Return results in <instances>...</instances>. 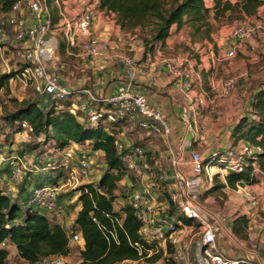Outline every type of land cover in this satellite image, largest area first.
Wrapping results in <instances>:
<instances>
[{"label": "crops", "instance_id": "0c3cea01", "mask_svg": "<svg viewBox=\"0 0 264 264\" xmlns=\"http://www.w3.org/2000/svg\"><path fill=\"white\" fill-rule=\"evenodd\" d=\"M67 4L69 6L67 9L72 15L80 10L79 0H67ZM262 11H264V5L260 7L258 15ZM24 17L29 23L34 21L28 10L25 11ZM54 25L55 28L48 36V41L50 45L54 46L59 58L57 73L60 82L76 93L70 98L71 106L82 102L91 103L90 97L81 93V90L84 89L90 90L94 96L100 98L113 96L125 90L128 83L124 60L132 56L138 61L142 71L136 73L130 91L144 94L150 103L160 107L170 125L171 133L168 137H164L140 129L130 119L122 120L116 124L104 123V126H109L114 133L116 140L125 146L144 148L154 170L165 177L163 181H158L148 178L146 173L138 174L132 170L125 171L118 184L119 187L130 190L131 195L128 203L131 202L134 192L146 193L152 198H156L159 205L163 207L162 217L166 219V223H174L176 218L167 216L168 201L175 196L180 202L184 194L182 185H185V189L191 192L192 197L201 206L206 219L215 225L218 250L229 258H243L264 264V177L262 174L258 173L253 183H239L235 189L225 187L221 191L207 193L213 186V180L210 181L205 173L201 175L200 179H197L192 172L190 163L193 151L201 154L203 158H208L214 153H224L233 146L230 132L243 116L242 114L251 111L253 95L261 87L256 90L251 89L247 93V99L241 98L247 91L237 92L236 90L230 97L217 100L215 112H211L205 105L200 108L201 116L199 118H194L193 113L189 110L188 119H182V111L185 108H190L193 100L203 89H209V82L214 72L217 73L218 78H223L246 70L247 67L256 69L257 66H260L257 56L243 51L240 52L243 56L239 61L226 62L223 60L231 44L230 31L225 27L220 28L216 34H212L211 40L197 42L192 40L188 27L183 26L178 29L173 26L162 50H155L152 55L143 59V46L131 47V42L127 38L131 34L123 31L117 24L116 15L100 10L94 20L92 32L107 40L110 49L109 56L101 58L97 64H93L78 55V46L73 48L75 54H68L63 30L60 27V19ZM12 33L14 34L13 31ZM13 34L0 42V59L2 60L0 75L11 71L15 72L22 64L23 44L16 41ZM7 43L10 47L5 45ZM14 48H18L19 51L16 52ZM194 53L195 59L191 56ZM172 58L186 60L185 68L190 70L189 75L194 87L192 91L184 90L177 83L179 78L168 72L166 61ZM246 78L241 79L240 85L237 87L238 90L241 89V84L246 81ZM5 88L8 89L5 99L14 98L21 101L30 98L31 89L21 84L9 81ZM3 89H0V95L3 93ZM34 93L33 90V95ZM239 98L243 99V103ZM9 103L11 104L9 100H6L0 106L1 113L4 108L8 109ZM91 104H94L95 109L106 108L102 104ZM17 135H21V133H16L15 136ZM72 147L89 150L93 155L101 157L104 162V152L102 150L94 151L91 141L81 144L72 143L62 151ZM174 160L177 161V164L174 163ZM215 168L214 166L213 169ZM33 171L35 173V170ZM176 173H181L186 178L185 184H180L175 177ZM220 179H223L221 175ZM0 188L12 196L18 194L14 193L15 188L10 184L8 189L1 186ZM32 188L27 187L25 193L22 194V199L27 197L29 199ZM248 195H253L256 198V204L250 202ZM160 197L164 198L165 203L160 200ZM223 201L225 202L223 203ZM220 203H223L224 207ZM76 210L78 213L80 206H77ZM76 215L72 218L71 225ZM191 223L192 221L190 224L184 225L191 226ZM54 224H59L67 230L62 221ZM193 231H195L193 227L187 230L179 227V244L188 245L189 251L186 258L177 264L206 263L202 255L201 242L191 245ZM170 244L162 245L163 258L166 254L170 257L174 255L175 251L171 253L170 249L175 248L174 250H176L177 246L171 244L170 247ZM8 250L10 252L8 264H17L11 262L12 254L18 257L16 246L8 244ZM68 258L70 259V257Z\"/></svg>", "mask_w": 264, "mask_h": 264}, {"label": "built area", "instance_id": "2783aa9c", "mask_svg": "<svg viewBox=\"0 0 264 264\" xmlns=\"http://www.w3.org/2000/svg\"><path fill=\"white\" fill-rule=\"evenodd\" d=\"M80 10L72 15L67 9V0H55L62 27L66 51L68 54H75L73 48L79 47L78 55L84 57L93 64H97L101 58H106L110 49L107 40L100 38L92 32L93 23L100 11L99 0H79ZM28 10L34 21L29 23L24 17L25 11ZM55 25L51 18V8L46 0H13L11 4V14L3 16L0 22V42L8 38V31L13 30L15 40L23 44L22 64L15 72L11 82L21 84L26 88H32L39 95H48L52 102L59 104L68 100L76 93L63 85L57 73L59 58L54 46L49 44L48 36L53 32ZM231 41L223 60L226 62L236 59L238 52L256 53L264 49V12L260 13L255 20H239L231 28L229 33ZM162 43H157L156 51L162 50ZM186 60L184 58H172L166 61V67L170 74L178 77V85L187 92L194 89L193 82L190 79V70L185 68ZM125 74L127 77L128 87L122 92L100 98L94 96L90 90H81V93L90 97L91 103L105 105V110L95 109L94 104L82 102L72 105L69 110L73 114L80 113L83 121L89 126L94 127L100 123H114L130 119L136 125L145 131L153 134H162L168 137L171 133L170 125L164 115L163 110L149 102L148 98L141 93H133L130 87L133 85L136 73L141 72V67L135 58H126L124 60ZM248 76L246 70L238 74H230L227 77L218 78L217 73L211 76L209 89H203L193 100L189 109L182 111V119L189 117V110L193 113L194 118L201 116V106H207L211 112L216 111V102L220 98L228 97L236 88L239 81ZM255 117V116H253ZM24 130L30 128L27 123H23ZM117 151L121 154V160L129 170L138 174L146 173L148 178H156L154 168L147 159L145 150L141 147H127L120 141H115ZM261 152L258 146L249 145L241 140L237 145L227 149L224 153L226 159L220 156L223 153H214L208 158H203L196 151L191 155V168L193 174L200 179L203 172L213 180V167L219 165V173L222 178L226 177L228 172H243L247 165L248 158H255L256 154ZM91 152L78 147L64 150L59 166L64 169L65 182L64 186H81L84 179L89 175L93 168V162L90 158ZM8 157L0 153V166ZM217 161V162H216ZM216 162V163H214ZM177 164V161L174 160ZM50 168L54 166L50 165ZM261 173L264 177V171L254 163L252 177ZM13 177H20V170L16 168L13 171ZM176 179L180 184H185L186 178L181 173H176ZM160 180L164 175L159 176ZM62 185V186H63ZM184 194L182 200L173 196L172 200L180 204V212L183 216L192 221L191 226L181 225L184 229L193 227L196 230L197 238H200L202 255L205 264H260L256 261L243 258H229L222 254L216 244L215 225L206 219L201 206L192 197L191 192L182 185ZM58 185L44 183L32 188L29 202L31 205L48 210L54 214H61L63 207L58 200ZM251 203L256 204L257 200L253 195H248ZM131 205L136 210L138 220L141 222L140 234L150 245L146 250V258H153L157 254H162V245L171 243L176 245L175 253L164 256V264L179 263L183 261L189 251V246L179 244L177 232L179 227L175 223H166L162 217L163 207L159 205L156 198H152L146 193L135 192L132 195ZM166 223V224H165ZM111 236L116 239V235L110 232ZM70 242L76 244L80 250L84 247L83 237L80 232L72 233ZM179 244V245H178ZM1 247L8 249L7 242L1 244ZM175 249V248H174ZM140 253H143L142 247H139ZM169 253V252H168ZM170 254V253H169ZM163 256V255H162ZM140 261L127 260L119 264H139ZM81 263V261H80ZM18 264V263H17ZM22 264H29L23 261ZM36 264H70L69 258L64 256H49L42 258ZM151 264H163L158 259Z\"/></svg>", "mask_w": 264, "mask_h": 264}, {"label": "trees", "instance_id": "16d2710c", "mask_svg": "<svg viewBox=\"0 0 264 264\" xmlns=\"http://www.w3.org/2000/svg\"><path fill=\"white\" fill-rule=\"evenodd\" d=\"M54 1L46 0L51 8L53 24L59 19L57 6H52ZM210 1L211 7L207 5V0H99V8L114 13L116 22L123 31H133L138 28L147 30V35L142 37V58L146 59L155 52L157 43H162L164 46L173 26L181 29L184 25L191 24L195 31L205 27L204 35L211 40L212 27L209 16L212 11L215 12L216 18L224 17L227 12H237L236 19L241 20L245 15L257 16L260 7L264 5V0ZM12 2L13 0H0L5 15L11 14ZM12 31L9 29V32ZM13 35L15 37V34ZM14 74L0 75V89L5 87ZM39 96L21 101L12 100L15 107L3 112L0 117V128L6 126L12 129L16 124L15 133H19L24 130L22 124L27 123L34 135L44 137L46 142L53 143L55 149L61 151L72 143L81 144L91 141L94 151L104 152L106 171L97 183L85 184L76 190V194H79L77 202L80 210L70 231L59 224H53L47 215L48 210L31 205L29 199L28 201L22 199L23 191L12 196L0 188V264H8L10 252L1 247L4 242L15 245L21 261L29 264H36L42 258L49 256L68 258L72 254L73 246H77L70 242V236L75 232H80L84 241V247L79 251L80 264H119L127 260L148 259L149 262L158 260L161 254L146 258V250L150 249V245L140 234L142 224L131 202L118 211L114 208L118 183L127 166L122 162V156L116 149V137L109 126L100 123L91 127L80 120V113L73 114L69 110L72 104L70 98L57 104L52 102L48 95ZM231 139L233 146L243 140L249 145L260 147L261 152L256 154L255 158H248L243 172H228L225 177L226 182L220 180V174H214L213 186L207 193L218 192L225 187L235 189L239 183H253L255 177H252L251 173L254 163L264 171V86L255 91L251 111L233 126ZM29 146L33 148V144ZM39 148H35V151ZM145 153L151 163L146 151ZM23 157L19 156L20 162ZM9 160L8 157L7 161ZM59 163L60 161L58 166ZM15 164L11 161L4 172L8 173L12 168L14 171L18 168ZM35 164L41 166V163L35 162ZM50 165L52 164L48 162L42 167L49 169ZM58 166L55 167L64 176L65 182L64 169ZM154 172L156 175L154 179L158 181L165 179L164 177L160 180V172L155 170ZM44 183L48 182L35 184L33 188ZM168 203L167 216L176 218L174 223L177 227L180 224H190L191 221L180 212L179 203L172 199H169ZM110 232L115 233L116 239ZM139 247H142L143 253H140ZM170 252L173 253L172 248Z\"/></svg>", "mask_w": 264, "mask_h": 264}, {"label": "rangeland", "instance_id": "374dc122", "mask_svg": "<svg viewBox=\"0 0 264 264\" xmlns=\"http://www.w3.org/2000/svg\"><path fill=\"white\" fill-rule=\"evenodd\" d=\"M233 2H235V0H232ZM207 5L209 7L212 6V3L210 0H207ZM67 7L69 8L68 4ZM264 12V11H262ZM215 12L212 11L210 16H209V22L211 24V33L210 36L212 34H216V32L222 28L225 27L226 30H229L235 25L236 22L239 21V19H236V17L238 16L237 12H227V14L223 17H219L216 18L215 17ZM5 12L2 9V4L0 3V22L4 16ZM258 16V14H257ZM257 16H246L248 17V19L251 20H255V17ZM185 27L189 28V34L192 36V40H195L197 42H203L204 40H207L208 38L204 35V30L205 27L201 28L199 31H195V28L192 27L191 24H186L184 25ZM127 33H130L131 35L128 36L127 38H129V41L131 42V47L132 48H138L139 46H142V37L147 35V30H142L140 28L135 29L133 31H126ZM12 33L8 31V36H10ZM6 46L10 45L7 43L5 44ZM4 46V45H3ZM14 50L16 52L19 51L18 48H14ZM253 55L257 56L260 66L256 67V69H250V68H246V71L248 72V76L246 78V81H244L241 84V89L238 90V85H240L241 80L239 81V83L237 84L236 88L234 91L237 90V92H243V91H247L245 94V96L241 97L243 99H247V93H249V91H251V89H255L258 87H263L264 86V49L261 48L260 52H256V53H252ZM193 59H195L196 55L195 53L191 55ZM243 55L238 52L237 53V57L236 59H234V62L239 61L241 59ZM132 58V56H131ZM2 64V60L0 59V66ZM243 71V70H242ZM239 72L235 73L238 74ZM31 89V93H30V99H33L35 97H40L38 93H34L33 95V90ZM253 89V90H254ZM6 91H8L7 88L4 87L3 89V93L0 95V106L4 104V102L6 100H9L11 102V104L9 105L8 109H3V112L8 111V110H12L15 107V104H13L12 100H18V99H5V95H6ZM233 91V92H234ZM233 92L228 96L230 97ZM227 98V97H226ZM241 98H239L241 100ZM243 99L241 100V103H243ZM245 102V100H244ZM102 110H105V107L102 108ZM3 112H0V117L3 115ZM246 114L247 111L245 112ZM242 114L243 116L245 115ZM242 116V117H243ZM240 118V116H238ZM238 118V119H239ZM17 125L15 124L14 127L8 128L6 126H2L0 128V153L6 158L9 157L10 160L6 162H3L0 166V186L3 187L4 189H8L9 184L11 186H13L15 188L14 193H20L21 191L22 194L25 193V190L27 189V187H33L35 186V184L38 183H42L44 181L48 182V183H52L54 185H58L59 187V201L63 206V212L61 214H54V213H48V217L50 219V221L54 224L56 222H61L64 224L65 228L70 231L71 228V222H72V218L74 217V215H76L77 213V206H78V202H77V197L79 196V194H76V190H78L79 187L85 185V184H90V183H97L100 178L102 177V175L104 174V172L106 171V167L105 164L102 160L101 157H98L96 155H93L91 153L90 158L92 159L93 162V168L91 170V172L89 173V175L84 179V184L81 186H64V176H62V174L60 173L59 169L56 168L55 166H58V162L61 160L62 155L64 153V151L61 150H56L54 147V144L51 142H46L44 140V137L42 136H36L31 132V129L28 128L27 130H22L19 133H21V135H17L15 136V132ZM232 132V130H231ZM231 132H230V137H231ZM232 140V139H231ZM233 141V140H232ZM30 144H33V148L31 149V147L29 146ZM40 147L38 150L35 151V148ZM73 148V147H72ZM39 152V153H38ZM24 154V155H23ZM19 156H24L23 157V161L20 162ZM222 159H226V154L223 153L220 156ZM11 161H14L16 164V166H18L19 170H20V177H18V179L13 177L12 171L14 168H12L10 170V172L6 173L4 172V170L8 169V165H10ZM35 162L41 163V166H37L35 164ZM49 162V164H52V166H54V168H50V169H46L43 168V165H46ZM13 166V165H12ZM215 169H213L214 174H220L219 173V165H215ZM126 168V167H125ZM35 170V173L34 171ZM128 169L126 168V171ZM205 172L202 173V175H204ZM125 174V172H124ZM221 175V174H220ZM63 177V178H62ZM221 180V179H220ZM222 181L226 182V179H222ZM59 183V184H58ZM63 185V186H62ZM120 190V191H119ZM129 189H125V187H118V190L116 191L117 194V199L115 200V208L116 210H120L122 209L125 205L128 204V202L130 201L129 197L131 195V193L129 192ZM130 193V194H129ZM30 198V196H29ZM28 199V197L26 198V200ZM127 200V201H126ZM160 200L165 203L164 198L160 197ZM219 200V199H218ZM220 202H222V200H220ZM225 201H223L224 203ZM223 203H220V205L222 207H224ZM69 223V224H68ZM196 234V230L192 232V236H193V242L192 244H197L200 242V238H197ZM177 236L180 237V232H177ZM192 247V246H191ZM80 248L78 246H73L72 248V254L70 256L69 259V263L70 264H80L81 261V256H80ZM173 251H175L173 249ZM12 260L11 262H15L18 264H22L23 261H21V259L19 258V256H14L12 254ZM161 263L164 264V260L162 254L160 255V257L158 258ZM148 259L143 260L142 262H139V264H151V262L147 261ZM10 263V262H9ZM173 263V262H172Z\"/></svg>", "mask_w": 264, "mask_h": 264}]
</instances>
